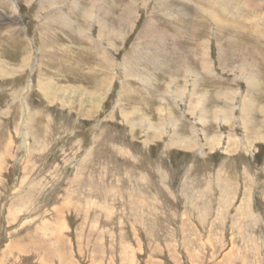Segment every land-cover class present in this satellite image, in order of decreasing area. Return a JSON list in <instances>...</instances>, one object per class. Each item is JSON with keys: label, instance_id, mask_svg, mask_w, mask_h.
I'll return each mask as SVG.
<instances>
[{"label": "rangeland", "instance_id": "1", "mask_svg": "<svg viewBox=\"0 0 264 264\" xmlns=\"http://www.w3.org/2000/svg\"><path fill=\"white\" fill-rule=\"evenodd\" d=\"M0 264H264V0H0Z\"/></svg>", "mask_w": 264, "mask_h": 264}, {"label": "bare ground", "instance_id": "2", "mask_svg": "<svg viewBox=\"0 0 264 264\" xmlns=\"http://www.w3.org/2000/svg\"><path fill=\"white\" fill-rule=\"evenodd\" d=\"M101 62V61H100ZM246 69V68H245ZM104 73V72H103ZM121 88V87H120ZM47 94V93H46ZM247 108V107H246ZM45 160V159H44ZM46 207V206H45ZM257 221V220H256Z\"/></svg>", "mask_w": 264, "mask_h": 264}]
</instances>
